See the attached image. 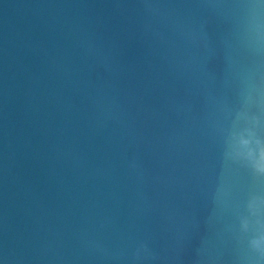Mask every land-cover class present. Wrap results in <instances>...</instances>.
Listing matches in <instances>:
<instances>
[{"label": "water", "instance_id": "95a60500", "mask_svg": "<svg viewBox=\"0 0 264 264\" xmlns=\"http://www.w3.org/2000/svg\"><path fill=\"white\" fill-rule=\"evenodd\" d=\"M0 264H264V0H0Z\"/></svg>", "mask_w": 264, "mask_h": 264}]
</instances>
